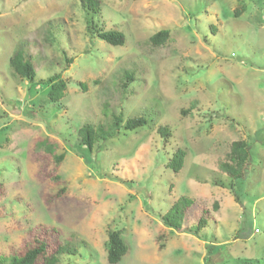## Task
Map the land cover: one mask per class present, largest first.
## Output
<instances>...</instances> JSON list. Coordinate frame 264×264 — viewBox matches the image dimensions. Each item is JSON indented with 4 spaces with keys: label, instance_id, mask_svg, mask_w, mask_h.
Segmentation results:
<instances>
[{
    "label": "rangeland",
    "instance_id": "obj_1",
    "mask_svg": "<svg viewBox=\"0 0 264 264\" xmlns=\"http://www.w3.org/2000/svg\"><path fill=\"white\" fill-rule=\"evenodd\" d=\"M99 1L88 13L79 0H0V258L41 240L77 251L59 264H108L118 231L117 264H264V0ZM18 47L32 83L9 66ZM55 75L66 89L50 103ZM118 115L112 137L75 149L82 126ZM134 118L145 124L126 130ZM236 141L247 172L232 181L220 165ZM182 198L179 226L164 225Z\"/></svg>",
    "mask_w": 264,
    "mask_h": 264
},
{
    "label": "trees",
    "instance_id": "obj_2",
    "mask_svg": "<svg viewBox=\"0 0 264 264\" xmlns=\"http://www.w3.org/2000/svg\"><path fill=\"white\" fill-rule=\"evenodd\" d=\"M83 10L92 13H98L100 11L101 2L99 0H79ZM237 17V14H236ZM169 36L168 30H160L154 33L149 42L153 47H160L167 41ZM97 37L110 46H122L125 43V37L123 34L115 31L100 29L97 32ZM9 66L14 74L19 78L32 83L35 79V69L31 63L30 57L23 52L21 48H17L14 54L9 60ZM131 74L127 73L124 78L130 80ZM48 85L47 98L50 103H58L63 97L66 89L65 82L55 75L49 78L46 82ZM121 115L113 116L114 122L110 126H100L98 129H94L90 125H84L77 131L78 140L75 149L85 148L90 152L95 143L98 141H104L105 139L112 137L121 124ZM145 124L143 118L130 119L125 123L126 130H133ZM247 143L244 141H236L231 143L229 153L227 154L228 162H224L221 166L223 172H225L232 181L243 180L246 177L248 150ZM46 150L50 151L48 146ZM50 154V153H49ZM184 153L181 150H177L170 160L169 168L177 173L181 170L183 165ZM55 162L63 160V155L55 156ZM63 191L60 190V192ZM56 197L59 194L55 195ZM191 201L188 199H179L175 205L171 208L170 212L162 217V222L171 228L173 222L176 227L179 226L177 217L181 211L179 208L183 206L188 207ZM182 208V211H183ZM106 262L108 264H117L127 252V247L120 238V232L113 231L108 233L106 244ZM163 248V246L161 247ZM24 252L20 256H13L6 260L0 258V264H59L60 255H75L77 251L74 248L67 246H57L54 252L49 251L48 244L43 241L35 240L33 247L23 250Z\"/></svg>",
    "mask_w": 264,
    "mask_h": 264
}]
</instances>
